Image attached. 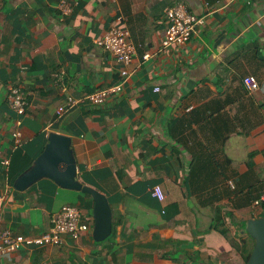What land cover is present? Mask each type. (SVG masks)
Returning a JSON list of instances; mask_svg holds the SVG:
<instances>
[{"label":"crops","instance_id":"crops-1","mask_svg":"<svg viewBox=\"0 0 264 264\" xmlns=\"http://www.w3.org/2000/svg\"><path fill=\"white\" fill-rule=\"evenodd\" d=\"M178 4L202 22L185 46L163 47L166 11ZM118 18L135 50L128 65L95 44ZM123 70L119 94L55 116L68 97L112 86ZM248 75L258 90L244 87ZM13 88L25 115L12 108ZM52 132L71 139L77 180L109 202L102 242L90 195L48 178L14 187ZM262 195L264 0H0V228L38 236L66 205L90 226L59 246L6 253L3 264H244L242 213ZM216 219L240 249L215 231Z\"/></svg>","mask_w":264,"mask_h":264},{"label":"built area","instance_id":"built-area-1","mask_svg":"<svg viewBox=\"0 0 264 264\" xmlns=\"http://www.w3.org/2000/svg\"><path fill=\"white\" fill-rule=\"evenodd\" d=\"M61 10L63 16H67L70 13L69 7L64 3L62 4ZM166 14L169 19V24L161 45L163 47L185 46L189 42L195 26L200 24L202 19L191 14L181 4L168 8ZM95 44L110 54L116 61L124 65H128L135 55L134 47L129 41V32L123 26L121 18H118V24L111 27L101 38L96 40ZM148 57L149 54H146L144 59ZM128 75L129 73L123 70L120 75L121 79L112 86L88 93L80 99L68 97L66 103L57 108L55 116L57 118L61 117L68 108H73L80 103H88L94 106L104 104L106 100L122 91L123 84L128 78ZM242 83L248 91L253 92L259 89V84L254 76L248 75L244 77ZM9 98L12 108H14L16 113L21 116L25 115L27 101L23 93L19 89L13 88L10 90ZM13 136L17 144L21 143L19 132H15ZM1 164L8 165L9 161L3 160ZM152 195L159 202L164 200V193L160 186L153 187ZM261 202H264V195L253 206L256 208ZM89 228V223L83 218L80 207L76 205L63 206L60 212L54 216L52 228L38 236H23L21 234H15L8 229L0 228V264H3V257L6 253H12L21 248L31 246H59L62 244L63 236L69 235L72 239L77 240Z\"/></svg>","mask_w":264,"mask_h":264},{"label":"water","instance_id":"water-1","mask_svg":"<svg viewBox=\"0 0 264 264\" xmlns=\"http://www.w3.org/2000/svg\"><path fill=\"white\" fill-rule=\"evenodd\" d=\"M42 178H48L62 188L90 195L94 202L93 238L102 242L110 235L112 212L109 202L104 194L77 180L76 160L68 136L50 133L42 153L17 177L14 187L23 191ZM245 231L255 242L245 264H264V216L246 221Z\"/></svg>","mask_w":264,"mask_h":264},{"label":"trees","instance_id":"trees-1","mask_svg":"<svg viewBox=\"0 0 264 264\" xmlns=\"http://www.w3.org/2000/svg\"><path fill=\"white\" fill-rule=\"evenodd\" d=\"M253 210V214H252ZM243 217L241 222V226L245 227L246 221L252 218H258V217H263L264 216V202L259 203L256 208L254 207L253 209H246L243 213ZM222 220L216 219L215 220V225L214 229L215 231L222 236L226 242H228L230 245H232L235 249H240L241 244L243 243L242 241L237 242L235 239V236L226 228V226L221 222ZM251 252L247 253L246 259L244 260V264L249 258Z\"/></svg>","mask_w":264,"mask_h":264},{"label":"rangeland","instance_id":"rangeland-1","mask_svg":"<svg viewBox=\"0 0 264 264\" xmlns=\"http://www.w3.org/2000/svg\"><path fill=\"white\" fill-rule=\"evenodd\" d=\"M247 235V234H246ZM247 238H249L248 239V241H246L245 243H246V247H245V249H246V252L248 253L251 249H252V247H254V244H255V242H254V240L248 235V237ZM249 246V247H248Z\"/></svg>","mask_w":264,"mask_h":264}]
</instances>
